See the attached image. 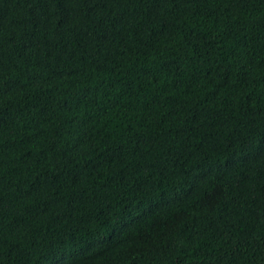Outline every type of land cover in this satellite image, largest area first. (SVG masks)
Here are the masks:
<instances>
[{"label":"trees","instance_id":"obj_1","mask_svg":"<svg viewBox=\"0 0 264 264\" xmlns=\"http://www.w3.org/2000/svg\"><path fill=\"white\" fill-rule=\"evenodd\" d=\"M0 264H264V0H0Z\"/></svg>","mask_w":264,"mask_h":264}]
</instances>
